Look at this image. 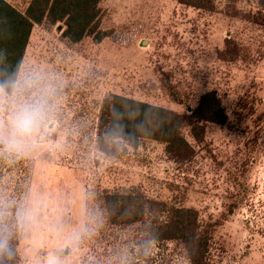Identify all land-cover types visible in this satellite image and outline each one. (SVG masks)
Masks as SVG:
<instances>
[{
  "label": "rangeland",
  "instance_id": "374dc122",
  "mask_svg": "<svg viewBox=\"0 0 264 264\" xmlns=\"http://www.w3.org/2000/svg\"><path fill=\"white\" fill-rule=\"evenodd\" d=\"M8 1L21 10L29 2ZM99 3L98 33L79 41L52 16L35 24L16 89L8 94L0 86V120L21 99L43 94L53 105L22 154L0 146V226L14 223L15 205L30 192L47 198L65 226L59 240L44 235L35 252L29 239H12L9 264H43L51 249L85 226L70 264H122L130 254L123 238L135 230L107 222L101 194L131 190L191 206L203 224L218 220L210 264H264V25L245 16L264 20L260 0H216L212 12L177 0ZM210 89L218 90L228 118L207 122L202 143L183 128L196 150L187 163L171 159L165 144L151 138L121 154L99 149L105 95L191 112ZM167 246L159 250L162 264H190L175 242Z\"/></svg>",
  "mask_w": 264,
  "mask_h": 264
},
{
  "label": "trees",
  "instance_id": "16d2710c",
  "mask_svg": "<svg viewBox=\"0 0 264 264\" xmlns=\"http://www.w3.org/2000/svg\"><path fill=\"white\" fill-rule=\"evenodd\" d=\"M205 11L216 10V0H177ZM100 0H29L21 10L8 0H0V86L8 94L16 89L17 80L30 36L35 24L50 16L61 20L74 41L98 33L104 9ZM264 9V0H260ZM260 12V11H259ZM241 13V12H240ZM248 20L264 25L255 13ZM52 20V19H50ZM53 21V20H52ZM165 88L177 98L169 81ZM228 113L217 89L203 92L191 112L177 111L146 100L116 92L104 96L96 127V141L101 151L121 154L128 146L137 148L144 138L165 144V151L174 161L185 164L196 153L184 134L188 127L196 141L202 143L206 123L223 124ZM101 208L107 222L131 228L132 236L123 238L130 254L122 264H162L159 250L175 242L190 264H210L209 247L218 220L203 224L197 209L181 203L169 205L137 190L112 191L101 194ZM140 229V230H137ZM155 246V251L151 249ZM158 249V251H157ZM9 256L0 254V264H9Z\"/></svg>",
  "mask_w": 264,
  "mask_h": 264
},
{
  "label": "clouds",
  "instance_id": "9594fccd",
  "mask_svg": "<svg viewBox=\"0 0 264 264\" xmlns=\"http://www.w3.org/2000/svg\"><path fill=\"white\" fill-rule=\"evenodd\" d=\"M53 105L46 95H39L16 102L0 120V146L15 154H22L31 138L42 131L49 120ZM11 206V205H10ZM55 206L44 196L30 192L24 200L15 205L14 223L0 226V254L11 255V240L23 236L30 240L32 251L42 246V237L50 236L59 240L65 232L62 222L54 218ZM87 226L71 232L67 238L48 252L43 264H70L71 251L74 250ZM68 249L65 254L64 250ZM29 264H38L34 259Z\"/></svg>",
  "mask_w": 264,
  "mask_h": 264
}]
</instances>
